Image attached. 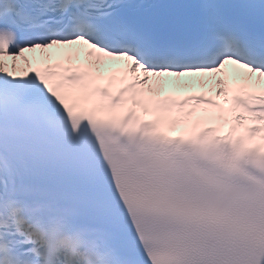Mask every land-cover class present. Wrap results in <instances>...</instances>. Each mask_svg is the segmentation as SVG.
Masks as SVG:
<instances>
[{"label":"snow or ice","instance_id":"snow-or-ice-1","mask_svg":"<svg viewBox=\"0 0 264 264\" xmlns=\"http://www.w3.org/2000/svg\"><path fill=\"white\" fill-rule=\"evenodd\" d=\"M0 264H264V0H0Z\"/></svg>","mask_w":264,"mask_h":264}]
</instances>
